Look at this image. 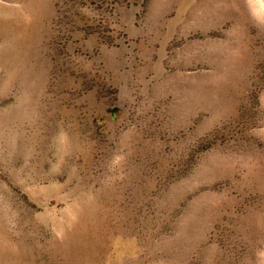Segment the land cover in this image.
Segmentation results:
<instances>
[{"label": "rangeland", "instance_id": "374dc122", "mask_svg": "<svg viewBox=\"0 0 264 264\" xmlns=\"http://www.w3.org/2000/svg\"><path fill=\"white\" fill-rule=\"evenodd\" d=\"M0 264H264V0H0Z\"/></svg>", "mask_w": 264, "mask_h": 264}]
</instances>
